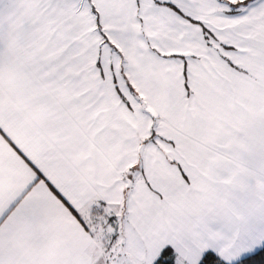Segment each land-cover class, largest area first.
Instances as JSON below:
<instances>
[{
  "label": "snow or ice",
  "instance_id": "6c2138e0",
  "mask_svg": "<svg viewBox=\"0 0 264 264\" xmlns=\"http://www.w3.org/2000/svg\"><path fill=\"white\" fill-rule=\"evenodd\" d=\"M0 264H264V0H0Z\"/></svg>",
  "mask_w": 264,
  "mask_h": 264
}]
</instances>
